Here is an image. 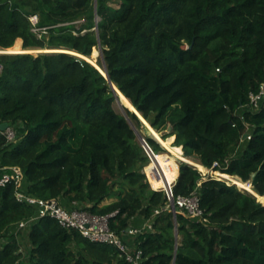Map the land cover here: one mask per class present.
Masks as SVG:
<instances>
[{
    "label": "trees",
    "instance_id": "trees-1",
    "mask_svg": "<svg viewBox=\"0 0 264 264\" xmlns=\"http://www.w3.org/2000/svg\"><path fill=\"white\" fill-rule=\"evenodd\" d=\"M99 45L111 80L163 139L264 196V108L245 107L264 81V0H0V124L17 130L12 142L0 132V177L19 166L29 194L116 212L110 226L143 250L141 264H264V203L250 190L180 161L175 195L196 191L203 219L166 209L108 79L71 53ZM36 215L14 183L0 185V264H130L115 246ZM137 219L151 227L129 235Z\"/></svg>",
    "mask_w": 264,
    "mask_h": 264
},
{
    "label": "built area",
    "instance_id": "built-area-1",
    "mask_svg": "<svg viewBox=\"0 0 264 264\" xmlns=\"http://www.w3.org/2000/svg\"><path fill=\"white\" fill-rule=\"evenodd\" d=\"M31 21L34 25L38 22L36 15L31 16ZM36 30V28H35ZM4 70V64L0 61V75ZM250 102L245 106L248 110L258 111L264 108V81L260 85L258 92L250 93ZM0 132L6 136L8 142L15 141L17 138V130L11 125L5 130L0 128ZM250 137V134L247 133ZM147 151L151 162L157 153L154 152L152 147L146 141L142 144ZM150 162V163H151ZM221 163L216 161L211 168H206L207 171H202L204 178H207L209 171H221L219 169ZM5 170L0 177V185L5 186L8 183H14L16 185L17 200L22 203H27L37 207V215L35 218L52 217L56 219L59 224L68 229L78 230L84 237L88 238L92 242L111 244L118 248L119 255L124 257L130 264H141L144 260L143 250L133 245L128 239L114 231L110 226V218L115 215L116 212L110 214L93 213L88 209L79 207L77 202H73L76 205L74 208H68L64 206L59 199H44L35 195L29 194L25 191L24 184V172L19 166H4ZM146 172V168H145ZM148 180L153 187L149 175L146 172ZM177 178L168 183V185L155 188L156 190L165 191L168 202L166 209L171 211L175 216L178 213H183L188 217L195 218L197 220L203 219V210L200 207V198L196 191L189 195H175L174 186ZM160 212L159 209L156 210ZM19 226L25 227L26 222H20ZM139 232L138 228L129 227L128 234L135 235Z\"/></svg>",
    "mask_w": 264,
    "mask_h": 264
},
{
    "label": "bare ground",
    "instance_id": "bare-ground-1",
    "mask_svg": "<svg viewBox=\"0 0 264 264\" xmlns=\"http://www.w3.org/2000/svg\"><path fill=\"white\" fill-rule=\"evenodd\" d=\"M98 15V14H97ZM96 26V25H95ZM93 61H96L98 58V51L95 47H93ZM122 99L126 102L128 106H132L131 102L129 100H126L123 95ZM133 107V106H132ZM133 109V108H132ZM146 129L149 132H154L156 139L162 144V146L172 153V155H169L168 153H157V155L154 157V160L146 166V172L149 175V179L155 188H161L168 183L173 182L177 176L179 171V164L177 163L176 159H180L183 161H187L189 163H194L197 165V167L201 170H205V167L197 162L189 158L184 154V150L182 146H174L172 142H174V136H171L169 139H163L161 135L158 132H155L154 128L150 126V122L146 120ZM219 176H221V179H228L230 182L238 183L239 186L242 188H246L247 190L253 191L250 183H241L238 178L233 177L227 173L224 172H218ZM217 176V177H219ZM151 186V185H150ZM245 189V190H246ZM260 200L264 201L263 196H258ZM257 198V197H256Z\"/></svg>",
    "mask_w": 264,
    "mask_h": 264
},
{
    "label": "water",
    "instance_id": "water-1",
    "mask_svg": "<svg viewBox=\"0 0 264 264\" xmlns=\"http://www.w3.org/2000/svg\"><path fill=\"white\" fill-rule=\"evenodd\" d=\"M95 3L97 4V0H95ZM97 20H99V18H97ZM99 47V49L102 51V48H101V45H99L98 46ZM39 50H34V51H31V52H38ZM41 51V50H40ZM71 53H73V54H75V55H77V56H79L80 58H83V59H85V60H87V61H89V62H91L92 64H94L97 68H99V70L105 75V77L108 79V81H109V84H110V86H111V88H112V90H113V92H114V95H115V97H116V100H117V102L119 103V106H120V110H121V112L127 117V119L129 120V122L131 123V125L133 126V128L135 129V131H136V133H137V136H138V138H139V140L141 141V143L142 144H145L146 143V138H145V135H144V133H143V131L142 130H139L137 127H136V125L134 124V122H133V120L131 119V117L128 115V112H127V110H130V111H132V112H134L137 116H138V118L140 119V121L143 123V127L144 128H146L147 126H146V119H145V117L139 112V110L132 104V102H131V104L133 105V109L130 107V106H128L127 104H126V102L122 99V95H124L122 92H121V90L116 86V84L111 80V78H110V75H109V73H108V71H107V68H106V62H105V58H104V54H103V51H102V63H103V65H104V67H101L99 64H98V61H96V63L95 62H93V60H92V58H93V53L90 55V56H86V55H84V54H81V53H78V52H75V51H71ZM125 96V95H124ZM126 97V96H125ZM11 124L12 123H1L0 124V128L2 129V130H5L7 127H9V126H11ZM150 126L152 127V125L150 124ZM155 130V129H154ZM155 132H157V130H155ZM150 135L151 136H153L154 138H156L155 137V133L152 131V132H150ZM248 136V134L246 133L244 136H243V138L245 139L246 137ZM183 148V147H182ZM187 162V161H186ZM189 163V162H188ZM190 164H192V165H195V166H197L196 164H194V163H190ZM180 168V167H179ZM235 177V176H234ZM253 178H255L256 177V173H253V176H252ZM221 180H223V179H221ZM240 181V180H239ZM241 183H247V182H242L241 181ZM248 183H250V182H248ZM233 184H237V185H239L238 183H233ZM251 184V183H250ZM252 185V184H251ZM252 187V186H251ZM244 188V187H243ZM246 189V188H245ZM251 192H253L257 197L258 196H260L259 194H257L254 190L253 191H251ZM264 197V196H263ZM258 200H260L259 199V197H258ZM261 201V200H260ZM261 202H263L264 203V201H261Z\"/></svg>",
    "mask_w": 264,
    "mask_h": 264
},
{
    "label": "rangeland",
    "instance_id": "rangeland-1",
    "mask_svg": "<svg viewBox=\"0 0 264 264\" xmlns=\"http://www.w3.org/2000/svg\"><path fill=\"white\" fill-rule=\"evenodd\" d=\"M22 47H23V43H22V45H21ZM96 48V50L98 51V58H97V60L96 61H99V60H101L102 61V51L99 49V47L97 46V47H95ZM5 50L6 49H0V53H7V52H5ZM34 51V50H33ZM29 52H31V51H29ZM115 108L118 110H120V106H119V103L116 101L115 102ZM170 129H168V131H169ZM142 131H143V133L145 134V133H149L150 134V132L146 129V128H144V129H142ZM160 135H161V133H159ZM162 137V136H161ZM171 137V136H170ZM170 137H168L167 139H169ZM176 137L174 136V139H175ZM175 141V140H174ZM172 143H174V142H172ZM162 154L163 153H168L169 155H172V153L171 152H169L168 150H163L162 152H161ZM189 158H191L192 160H194V161H197V159L196 158H194V157H191V156H188ZM177 160V163L179 164V167H180V161H183V160H180V159H176ZM198 162V161H197ZM197 167V166H196ZM199 169V168H198ZM200 171H203V170H201V169H199ZM204 171H207V169L205 168V170ZM219 172H222V171H219ZM218 174V172H216L215 173V171H209L208 172V174H207V178H209V177H211V178H215V179H219V180H221V176H219V175H217ZM217 176H219V177H217ZM234 177V176H233ZM236 178H238V177H236ZM223 179V178H222ZM239 179V178H238ZM223 180H225V181H227L229 184H233V182H230L228 179H223ZM240 180V179H239ZM241 181V180H240ZM239 186V185H238ZM252 186V185H251ZM239 187H241V186H239ZM242 188V187H241ZM136 224H138L137 226H139V227H141V226H143V223L141 222V220H139V219H137V220H135L134 221ZM150 227H151V225H150ZM140 231H142V228H140L139 229V232Z\"/></svg>",
    "mask_w": 264,
    "mask_h": 264
},
{
    "label": "crops",
    "instance_id": "crops-1",
    "mask_svg": "<svg viewBox=\"0 0 264 264\" xmlns=\"http://www.w3.org/2000/svg\"><path fill=\"white\" fill-rule=\"evenodd\" d=\"M19 39H21V38H19ZM22 43H23V40H21V45H22ZM205 168H206V167H205ZM178 175H179V171H178ZM177 178H178V176H177ZM116 199H117L116 197L109 198V199L105 200L104 203H111V202L115 201ZM140 220H141V222L143 223V226H141L142 228H144V227H150V224H149L148 221H146V220L144 221L143 219H140ZM133 227L139 229L138 226H133Z\"/></svg>",
    "mask_w": 264,
    "mask_h": 264
}]
</instances>
